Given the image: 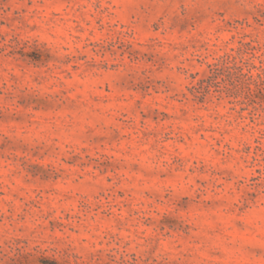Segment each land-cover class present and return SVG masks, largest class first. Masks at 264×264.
<instances>
[{
  "label": "rangeland",
  "instance_id": "obj_1",
  "mask_svg": "<svg viewBox=\"0 0 264 264\" xmlns=\"http://www.w3.org/2000/svg\"><path fill=\"white\" fill-rule=\"evenodd\" d=\"M0 264H264V0H0Z\"/></svg>",
  "mask_w": 264,
  "mask_h": 264
}]
</instances>
